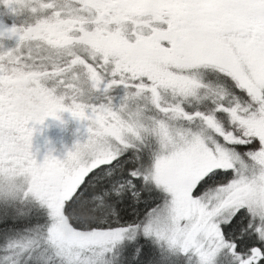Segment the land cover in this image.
<instances>
[{"label":"snow or ice","instance_id":"snow-or-ice-1","mask_svg":"<svg viewBox=\"0 0 264 264\" xmlns=\"http://www.w3.org/2000/svg\"><path fill=\"white\" fill-rule=\"evenodd\" d=\"M0 264H264V0H0Z\"/></svg>","mask_w":264,"mask_h":264},{"label":"rangeland","instance_id":"rangeland-1","mask_svg":"<svg viewBox=\"0 0 264 264\" xmlns=\"http://www.w3.org/2000/svg\"><path fill=\"white\" fill-rule=\"evenodd\" d=\"M2 43L7 50L14 47L16 41L5 39ZM57 115L59 119L50 116L43 123L29 125L35 129L31 151L39 162H43L49 155L64 159L63 153L67 156L70 150H74L77 142L84 143L88 138L87 121L75 119L69 112H61ZM76 129H79V132Z\"/></svg>","mask_w":264,"mask_h":264},{"label":"clouds","instance_id":"clouds-1","mask_svg":"<svg viewBox=\"0 0 264 264\" xmlns=\"http://www.w3.org/2000/svg\"><path fill=\"white\" fill-rule=\"evenodd\" d=\"M36 103L35 98H25L21 101V107L27 109L31 104Z\"/></svg>","mask_w":264,"mask_h":264},{"label":"flooded vegetation","instance_id":"flooded-vegetation-1","mask_svg":"<svg viewBox=\"0 0 264 264\" xmlns=\"http://www.w3.org/2000/svg\"><path fill=\"white\" fill-rule=\"evenodd\" d=\"M76 131H77V132H79V129H76ZM75 135H76V134H75ZM63 156H64V158H65L66 154H65V153H63Z\"/></svg>","mask_w":264,"mask_h":264}]
</instances>
